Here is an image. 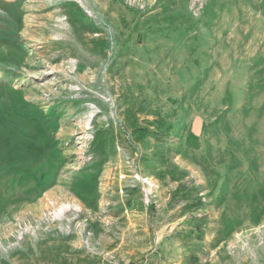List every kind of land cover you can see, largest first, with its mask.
<instances>
[{
    "label": "rangeland",
    "instance_id": "374dc122",
    "mask_svg": "<svg viewBox=\"0 0 264 264\" xmlns=\"http://www.w3.org/2000/svg\"><path fill=\"white\" fill-rule=\"evenodd\" d=\"M0 264H264V0H0Z\"/></svg>",
    "mask_w": 264,
    "mask_h": 264
}]
</instances>
